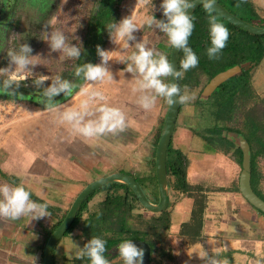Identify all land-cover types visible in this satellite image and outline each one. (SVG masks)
<instances>
[{
  "label": "rangeland",
  "instance_id": "obj_1",
  "mask_svg": "<svg viewBox=\"0 0 264 264\" xmlns=\"http://www.w3.org/2000/svg\"><path fill=\"white\" fill-rule=\"evenodd\" d=\"M250 1L253 6L254 3L256 4V1ZM98 2L99 0H10L9 3L0 4V70H6L0 71V82L4 84L5 80L15 75L19 86L25 88L24 98L0 99V159L3 162L9 155L11 150L9 148L27 152L28 149L39 146L44 148L46 145V151L50 152L53 150L52 139L61 132L63 139L67 138L69 142L75 141L73 151L79 153V143H83L89 149L94 148L93 151L97 147L95 158L90 157L96 160L94 167L89 169L92 175L89 180L96 177L97 179L102 178L118 170L132 173L135 178L153 172L151 163L153 151L157 145V128L154 127L155 123L160 126V121L165 118L168 103L165 98L157 97L154 107L150 110L140 107L137 103L140 95L153 96L155 93L151 91L134 93L132 89L137 86V80L141 78L138 74L128 73L125 69L128 63H131L128 57L137 51L138 43H143L154 52L166 55L170 61L172 46L168 43L166 34L155 26L148 27L144 23L146 18L151 16L166 22L161 8L163 0H151L149 3H143L142 0H117L115 2L117 15L113 24L118 25L123 18L131 16L139 30L134 33L135 39L131 41L120 39L115 29L108 34L103 50L108 52L109 61L106 67L113 76L112 81L90 83L84 80L71 96L61 93L53 97L52 103L57 107L52 110L41 106L38 100L25 98L26 95H31L45 102L48 98L44 96V92L53 83L55 77L59 76L61 80L69 77L78 58L68 57L63 51L53 52L49 36L55 31L62 32L67 38L66 43L79 47L82 52L88 23ZM258 2L262 4L264 10V3L259 0ZM24 43L32 48V53L29 54L32 63L27 69L20 70L10 62L8 52L14 51L19 54L20 46ZM99 63H101V57L95 64ZM41 76H47L48 79L37 85L36 81ZM23 77L27 78L23 79ZM161 79L169 83V77ZM204 81L201 76L200 85L191 90L188 89L189 93L196 94L195 100L197 101H199L198 94L203 88ZM14 85L16 84L13 83L12 86ZM184 88L181 95L185 94ZM81 89L86 92L82 93ZM93 91L101 92L105 99L103 101L90 99L88 93ZM206 97L203 96L201 100ZM84 100L89 101V108L107 104L110 107L121 109L126 116V130L117 136L108 134L93 138L74 133L69 124L61 122V114L69 109L78 110ZM194 101L180 104L183 110L179 111L177 120L179 126L184 124L199 129L204 124L209 125V122H204L201 114L209 116L210 107L205 111L201 102L195 105L192 104ZM146 125H151V130L147 129ZM63 134L67 136L64 137ZM97 159L101 161L98 164ZM258 169L262 176L259 187L264 193V159L259 160ZM15 184L17 186V182ZM83 185L79 186L84 188L86 185ZM145 191L149 198L154 200L150 190ZM137 207L142 210L139 205ZM144 215L149 216L150 213L147 212ZM178 254L181 255L182 252ZM238 258L236 260L230 256V259H224H227L229 264H264V255L261 258L257 257L247 261ZM178 264H182L181 260Z\"/></svg>",
  "mask_w": 264,
  "mask_h": 264
},
{
  "label": "crops",
  "instance_id": "obj_2",
  "mask_svg": "<svg viewBox=\"0 0 264 264\" xmlns=\"http://www.w3.org/2000/svg\"><path fill=\"white\" fill-rule=\"evenodd\" d=\"M253 1H256V4L253 3L257 14L264 18L262 4L257 3L258 0ZM240 67L241 70L251 69L252 87L257 96L264 97V56L255 66L244 63ZM235 71L239 73L238 68H235ZM203 78L205 80L204 76ZM207 83L204 81L203 88L198 94L199 100L207 96L201 100V106L205 111L210 107L209 98L215 90L204 94L203 90ZM192 104L198 105V101L195 100ZM97 107L89 108L93 114L86 116L85 121L98 118L99 113L95 111ZM201 116L204 122L207 121L210 125V117L203 114ZM209 125L204 124L197 129L184 124L179 126L176 121L171 140L173 146L180 149L188 160L186 182L190 190L187 193L173 192L168 185L167 209L171 212V225L166 243L162 245L165 253L163 255L152 253L149 264H178L180 260L182 264H211L212 259H230L231 256L236 260L239 257L238 259L247 261L264 255V214L251 206L239 192L238 174L241 166L231 160L229 155L214 149L201 137ZM150 126L145 127L149 129ZM158 127L155 123L154 128H157V131ZM56 136L52 139L53 150L50 152L46 151V145L44 148L39 146L28 149L27 152L9 148L12 153L9 152L6 161L0 159V185L16 186L17 182V185H22L31 193L30 198L33 201L47 203V211L50 213L49 216L39 219H33L31 215L16 220L0 218V264H44L48 239L83 189L79 185H87L90 180L98 178L89 180L92 176L89 169L94 167L96 160L90 157L95 158L97 147L93 151L94 148L89 149L83 143H79L78 153L72 150L75 148L73 145L75 141L63 139L61 132ZM63 136L66 137L67 134ZM231 139L233 140L232 137ZM233 143L238 147L234 140ZM97 161L98 164L100 160ZM129 174L135 177L132 173ZM151 174L152 171L144 176ZM259 186L258 184L257 189L261 191ZM97 192L82 211V219L87 217L88 213L97 211L108 194L105 190ZM143 192L149 201L157 203V188L156 192L150 190L154 200H150L146 191ZM117 194H123V191L117 190ZM201 196H204L205 204L201 230L198 237L191 240V235L184 232L183 227L191 223L195 201H201ZM0 199L3 197L0 196ZM83 247L84 240L79 223L54 245L50 263L75 264L72 260L77 258V253ZM113 252L117 255L110 260V264H123L119 253Z\"/></svg>",
  "mask_w": 264,
  "mask_h": 264
},
{
  "label": "trees",
  "instance_id": "obj_3",
  "mask_svg": "<svg viewBox=\"0 0 264 264\" xmlns=\"http://www.w3.org/2000/svg\"><path fill=\"white\" fill-rule=\"evenodd\" d=\"M117 0H99L98 6L88 23L87 36L83 42V49L71 74L65 80L77 87L76 91L85 80L83 74L75 75L77 67L87 63L94 64L99 59L97 46L103 50L109 30V25L113 24L117 11L115 2ZM192 0H189L191 2ZM225 9L236 17L253 24L257 27H264V18L260 17L250 0H216ZM239 5V6H237ZM218 22L222 23L229 31V38L226 46L220 51L217 59H209L207 49L211 47L209 34L208 13L203 5L197 6L191 15L194 23V30L189 37L188 46L196 53L199 64L197 67L184 72L179 80L181 90L188 86V89L195 88L201 83V76L205 77V83L209 82L217 74L224 72L235 66L244 63L257 65L264 56V35H253L248 31L237 27L224 19L220 18L215 12ZM184 53L180 50L178 71H183L180 67ZM251 69L241 70L222 83L211 93L209 119L210 125L205 128L201 137L214 149L229 155L237 164L241 166L242 152L239 147H235L230 134L242 135L249 144L251 151V185L255 193L264 200V193L258 190L257 186L262 179L258 169L259 160L264 159V97L257 96L251 84ZM4 84L0 82V89ZM25 88L16 85L12 86L11 91L15 95H10L0 91V99H21L24 98ZM24 93V94H23ZM199 103L201 100L198 101ZM162 119L157 131L156 143L158 142ZM151 165L153 172L150 176L137 177L142 190H152L156 192V181L154 176V154ZM188 160L180 149L175 148L172 140L167 149L166 172L169 189L173 192L187 193L190 188L186 182V167ZM128 173V172H125ZM129 174V173H128ZM153 187V188H151ZM105 190L108 192L105 199L101 202L97 211L88 213L82 219V211L87 203L97 191ZM117 190H122L123 194L118 195ZM112 191L116 192L115 194ZM151 200V199H150ZM152 202V201H151ZM134 193L126 185L119 182L108 183L92 192L81 204L76 217L65 235L76 225L81 224L82 238L84 245L92 237H100L106 241L105 257L110 261L117 254L113 249L126 239L146 241L152 253L163 255L165 253L162 245L166 243L168 230L171 225V212L169 209L160 213H150L140 206V210ZM205 209L204 196L201 201H195L192 210L191 223L185 224L183 229L191 240L198 237L202 218ZM60 223V222H59ZM57 224V226L59 225ZM56 226V227H57ZM159 245V246H158ZM75 264H90V260L85 256L83 259L74 258Z\"/></svg>",
  "mask_w": 264,
  "mask_h": 264
},
{
  "label": "clouds",
  "instance_id": "obj_4",
  "mask_svg": "<svg viewBox=\"0 0 264 264\" xmlns=\"http://www.w3.org/2000/svg\"><path fill=\"white\" fill-rule=\"evenodd\" d=\"M142 2L149 3L151 0H142ZM199 2L203 4L205 11L208 13L211 47L207 49V56L209 59H217L220 51L226 46L229 31L222 23L218 22L217 16L212 14L215 11V0H199ZM161 8L164 17H166V22L151 16L146 18L144 23L148 27L155 26V28L165 33L172 48L183 51L184 59L180 62L183 71H177L174 63L170 62L166 55L154 52L143 43L136 45L137 51L128 57L131 63H128L125 71L138 74L141 78L137 80V86L132 89L134 93L148 91L155 93L153 96L147 94L139 96L137 103L145 110L154 107L157 97L165 98L169 105L187 104L196 99L195 93L188 92L187 85L184 88L185 94L181 95L179 84L176 83L183 77L184 72L197 67L199 64L196 53L188 46L189 37L194 30V23L188 10L193 8V4L189 0H163ZM108 27L109 30L115 29L119 38L126 41L134 40V33L139 30L131 16L123 18L118 25L111 24ZM66 39L62 32H52L49 36L51 50L53 52L63 51L68 57L79 58L81 49L75 45H68ZM97 52L101 57V63L95 65L87 63L79 66L75 70V75L81 76L83 74L84 79L90 83H102L105 80L112 81L113 76L106 67L109 61L108 52L100 49L99 46H97ZM30 53H32V48L24 43L20 46L19 54L9 51L8 56L12 64H15L18 69L24 70L32 63ZM162 77H172L173 82L170 84L165 83L161 79ZM26 78L23 77V79ZM47 79V76H41L36 84L40 85ZM13 83L16 84L17 88L19 87L15 75L4 81V86L0 91L15 95L11 91ZM76 87L67 80H61L59 76L55 77L53 83L44 92V96L48 98L46 107L49 110L56 108L57 105L52 103V98L61 93L65 96H71ZM81 91L82 93L86 92L84 89H81ZM88 95L90 99L100 101L105 99L99 91H93ZM37 100L44 103L39 97H37ZM95 111L99 113L98 118L85 121V117L93 113L89 110V101L84 100L78 110L69 109L64 111L61 114V122H66L71 126L74 133L86 138L107 136L108 134L117 136L126 130V116L121 109L101 104ZM0 196L3 197V199H0V218L16 220L22 216L31 215L33 219H39L50 215L47 211L48 204L33 201L30 198L31 193L22 185H0ZM117 249L123 264H143L145 251L132 240H124L117 246ZM106 251V241L100 237H92L83 249L77 253V259H83L86 256L90 260V264H110V261L104 255ZM204 255L207 256V253ZM211 264H229V262L227 259H212Z\"/></svg>",
  "mask_w": 264,
  "mask_h": 264
},
{
  "label": "water",
  "instance_id": "obj_5",
  "mask_svg": "<svg viewBox=\"0 0 264 264\" xmlns=\"http://www.w3.org/2000/svg\"><path fill=\"white\" fill-rule=\"evenodd\" d=\"M190 3L193 4V8L188 10L189 14L192 15L193 10L200 5H203L199 2V0H192ZM220 18L225 21L240 27L250 34L253 35H264V27L260 28L253 24H250L232 13H230L227 9H225L219 2L215 0V11ZM179 55L180 51L171 47L170 51V62H173L176 70L178 71L179 66ZM235 68H238V72H240V66H235L230 68L224 72H221L214 76L205 86L203 93H211L217 86L226 80L228 77L236 74ZM173 82V78L169 77V84ZM179 84V80L176 81ZM27 99L37 101L36 97H32L31 95H26ZM176 99V97H174ZM180 104H168V109L163 120V124L161 127L159 139L156 145V150L154 154V176L156 181L157 188V203H152L144 194L138 182L135 178L125 172H114L102 178L93 180L88 183L81 192L77 195L75 200L73 201L69 211L65 215L62 222L59 226L53 231L50 235L44 255V264L50 263L51 250L54 245L58 242V240L65 234V232L70 228L76 214L82 204V202L95 190L100 187L112 183L119 182L122 184H126L131 191L134 193L138 203L142 208L147 210L150 213H160L168 208L169 205V196H168V179L166 172V155L167 149L171 142L172 135L175 129L176 121L179 115ZM230 136L233 138L235 144L240 148L242 152V160H241V171L239 174L238 180V189L243 198L255 209L264 214V200L258 196L252 188L251 185V151L248 142L246 139L239 134L232 133ZM137 246L142 247L145 251L143 264H149L151 260V247L146 241L142 240H133L131 239ZM119 245V244H118ZM117 245V246H118ZM117 246L113 249V251L118 252Z\"/></svg>",
  "mask_w": 264,
  "mask_h": 264
},
{
  "label": "flooded vegetation",
  "instance_id": "obj_6",
  "mask_svg": "<svg viewBox=\"0 0 264 264\" xmlns=\"http://www.w3.org/2000/svg\"><path fill=\"white\" fill-rule=\"evenodd\" d=\"M9 2H10V0H0V4H1V5L5 4V3H9ZM189 90H191V89H189ZM181 94H182V90H181ZM47 101H48V100H45L44 103H41V106H46ZM133 177H134V176H133Z\"/></svg>",
  "mask_w": 264,
  "mask_h": 264
}]
</instances>
